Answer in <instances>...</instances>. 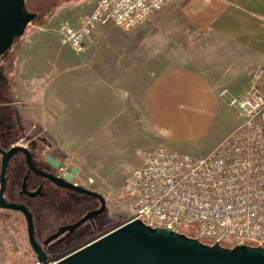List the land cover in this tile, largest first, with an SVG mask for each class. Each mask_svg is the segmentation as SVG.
I'll return each instance as SVG.
<instances>
[{
  "label": "rangeland",
  "instance_id": "374dc122",
  "mask_svg": "<svg viewBox=\"0 0 264 264\" xmlns=\"http://www.w3.org/2000/svg\"><path fill=\"white\" fill-rule=\"evenodd\" d=\"M25 1L28 11L38 14L39 18L29 25L13 51L12 90L22 124L26 130L44 136L60 149L68 159V166H79L82 184L108 200L110 220L98 216L99 232L108 228L110 222L117 228L131 218L129 201L122 195L124 185L143 160L162 146L148 150L145 138L131 136L128 128L123 130L122 120L118 118H77L75 95L79 83L76 80L99 77L106 81L109 58L124 46L125 37L133 31H143L148 38H142L138 40L140 44L134 45L139 60L135 67L124 66L122 61L116 65L115 74H119L116 79L122 78L125 68L147 69L149 73L157 69L195 67L204 51L203 38L178 12H171L174 8L169 4L158 15L168 8L167 15L175 16L177 24L157 21L156 14L144 26L132 31H124L113 25L102 26L96 30L95 39L90 38L82 48L75 49L63 42L64 28L77 26L81 18L93 10L95 0ZM150 33L161 37H153ZM250 75L254 76L253 84H258L257 81L262 78L259 69L253 70ZM243 94L233 97L229 103L237 116L240 112L232 102ZM102 106L99 114L105 116L106 104ZM108 126L114 129L115 134H108ZM25 135L24 129H21L16 139ZM77 202L73 214L76 218H82L99 200L78 195ZM68 208V205L64 207ZM39 224L42 227L40 220ZM185 233L193 237L198 235L196 231ZM76 235L79 241L72 243L71 248L79 247L85 243L83 239L90 237L84 229L78 230ZM27 252L29 246L23 229L12 233L7 221L0 226V264H39ZM24 257L27 262L23 261Z\"/></svg>",
  "mask_w": 264,
  "mask_h": 264
},
{
  "label": "crops",
  "instance_id": "0c3cea01",
  "mask_svg": "<svg viewBox=\"0 0 264 264\" xmlns=\"http://www.w3.org/2000/svg\"><path fill=\"white\" fill-rule=\"evenodd\" d=\"M171 4V12H178L203 38L205 47L197 65L149 73L131 70L139 63L134 45L148 38L143 31H133L109 58L106 81L76 80L80 85H76L75 114L79 119L118 118L131 136L145 138L148 150L162 146L200 158L241 124L242 116L229 103L253 84V70L262 72L256 85L264 88V0H175ZM167 10L157 14V21L177 24ZM95 37L96 31L91 39ZM120 61L132 68H125L122 78L116 79ZM104 103L105 116L99 114ZM108 134H115L110 126Z\"/></svg>",
  "mask_w": 264,
  "mask_h": 264
},
{
  "label": "built area",
  "instance_id": "2783aa9c",
  "mask_svg": "<svg viewBox=\"0 0 264 264\" xmlns=\"http://www.w3.org/2000/svg\"><path fill=\"white\" fill-rule=\"evenodd\" d=\"M175 0H95L63 42L82 48L107 25L139 29ZM233 105L241 124L204 157L159 147L137 167L122 189L130 221L179 234L196 231L212 244L264 248V91L254 84Z\"/></svg>",
  "mask_w": 264,
  "mask_h": 264
},
{
  "label": "flooded vegetation",
  "instance_id": "af4514ba",
  "mask_svg": "<svg viewBox=\"0 0 264 264\" xmlns=\"http://www.w3.org/2000/svg\"><path fill=\"white\" fill-rule=\"evenodd\" d=\"M23 36H15L10 46L0 53V190L2 189L4 158L6 154L12 152L5 171L6 189L3 197L8 203L23 206L32 214L35 239L41 252L45 253L48 262L54 263L116 227H113V222H110L108 228L105 227L103 231L99 232L100 219L98 216H105L110 220L108 218L109 204L105 198L106 209L102 214L84 222L73 232L66 231L59 237L49 240L60 229L73 226L89 213L100 210L102 204L97 198L99 203L95 207L88 210L82 218H76L73 209L78 204V195L84 194L66 186L74 185L89 189L81 182L79 166H68V159L60 149L56 148L44 136L26 130L22 124L20 110L16 105L12 90V73L13 51ZM19 119L21 123L18 121ZM21 129H24L26 135L16 139ZM76 166L78 170L72 174ZM68 175L71 176V179ZM67 205L69 208L64 209ZM39 220L43 224L42 227ZM6 221L8 229L12 233L18 232L19 229L24 230L29 246L28 255L32 260L43 264L38 260V254L30 244L26 214L18 210L0 209V226H3ZM82 229L87 231L90 237L83 239L85 243L79 247L71 248L72 243L79 241L76 232ZM24 260L28 261L25 257Z\"/></svg>",
  "mask_w": 264,
  "mask_h": 264
},
{
  "label": "water",
  "instance_id": "95a60500",
  "mask_svg": "<svg viewBox=\"0 0 264 264\" xmlns=\"http://www.w3.org/2000/svg\"><path fill=\"white\" fill-rule=\"evenodd\" d=\"M37 18L38 14L28 11L25 0H0V53L10 46L15 36H23L28 26ZM11 156L12 152L4 158L0 209L18 210L26 214L30 244L43 264H264V248L238 245L228 249L219 243L204 245L199 239L188 238L169 228H152L142 221L126 222L65 258L49 263L35 239L32 214L27 208L8 203L3 197L6 189L5 171ZM77 170L76 166L72 174ZM68 177L71 179L70 175ZM66 187L100 199L102 207L89 213L77 224L60 229L49 240L66 231H75L106 209V199L101 193L74 185Z\"/></svg>",
  "mask_w": 264,
  "mask_h": 264
},
{
  "label": "trees",
  "instance_id": "16d2710c",
  "mask_svg": "<svg viewBox=\"0 0 264 264\" xmlns=\"http://www.w3.org/2000/svg\"><path fill=\"white\" fill-rule=\"evenodd\" d=\"M185 236L188 237V238H191V239L195 238V237H193V236H189V235H187V234H185ZM203 244H204V245H213L212 243H210V242H208V241H203ZM223 246H224V247H227L228 249H231V248L234 247V246H232V245H223Z\"/></svg>",
  "mask_w": 264,
  "mask_h": 264
}]
</instances>
